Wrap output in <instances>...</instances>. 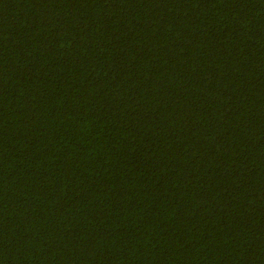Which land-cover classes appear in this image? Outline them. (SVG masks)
Returning a JSON list of instances; mask_svg holds the SVG:
<instances>
[{
    "label": "trees",
    "instance_id": "obj_1",
    "mask_svg": "<svg viewBox=\"0 0 264 264\" xmlns=\"http://www.w3.org/2000/svg\"><path fill=\"white\" fill-rule=\"evenodd\" d=\"M0 264H264V0H0Z\"/></svg>",
    "mask_w": 264,
    "mask_h": 264
}]
</instances>
